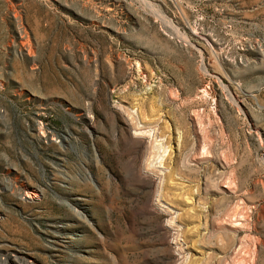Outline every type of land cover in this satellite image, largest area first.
Listing matches in <instances>:
<instances>
[{
    "label": "rangeland",
    "instance_id": "374dc122",
    "mask_svg": "<svg viewBox=\"0 0 264 264\" xmlns=\"http://www.w3.org/2000/svg\"><path fill=\"white\" fill-rule=\"evenodd\" d=\"M0 264H264V0H0Z\"/></svg>",
    "mask_w": 264,
    "mask_h": 264
}]
</instances>
